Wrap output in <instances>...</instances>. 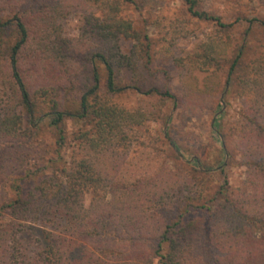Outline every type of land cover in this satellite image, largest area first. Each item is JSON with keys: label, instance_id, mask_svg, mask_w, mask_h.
<instances>
[{"label": "trees", "instance_id": "trees-1", "mask_svg": "<svg viewBox=\"0 0 264 264\" xmlns=\"http://www.w3.org/2000/svg\"><path fill=\"white\" fill-rule=\"evenodd\" d=\"M200 1L182 0L192 17L218 28L176 64L223 71L220 93L229 87L225 94L242 99L231 134L246 186L218 201L174 183L169 171L144 189L146 160L133 168L125 161L139 127L161 118L173 95L142 82L133 110L112 100L122 70L141 77L153 56L149 34L121 16V0H0V264H264V45L237 75L246 46L230 29L239 19L223 22ZM78 3L89 12L68 37L62 21ZM187 32L181 20L169 31ZM66 118L87 126L74 136L78 156L28 183L39 161H51L35 146L40 124L60 148ZM29 162L37 166L25 173Z\"/></svg>", "mask_w": 264, "mask_h": 264}, {"label": "rangeland", "instance_id": "rangeland-1", "mask_svg": "<svg viewBox=\"0 0 264 264\" xmlns=\"http://www.w3.org/2000/svg\"><path fill=\"white\" fill-rule=\"evenodd\" d=\"M121 1V16L130 19L136 27L149 34L153 41V56L149 69H144L141 77H135L129 70H122L118 80L122 89L113 94L112 100L133 110L144 96L135 89L142 82L144 90L154 87L159 92L168 90L173 95V99H166L161 118L145 122L139 127L138 138L126 155L127 165L133 168L146 160V171L142 173L145 178L144 189L149 188L146 186L149 183L161 181L167 175L166 171H169L171 175L167 178H173L174 183L178 184L179 180L187 181L188 190L196 193L201 191L202 200L214 197L218 201L231 196L236 190H244L245 167L239 162L234 147L235 137L231 134V126L238 119L242 99L233 91L225 94L229 87L220 93L225 80L223 71L212 74V70H190L176 64L177 58L186 60L208 35L217 30L218 25L214 21H201L192 17L182 0ZM198 8L218 15L226 23L239 19L231 27L230 35L235 43L246 46L242 67L237 74L245 75L248 61L263 49L264 0H201ZM88 12L86 5L78 3L64 17L63 33L68 37L77 36ZM251 19L250 33L245 34L248 20ZM179 20L188 26V35L171 38L170 28ZM175 102L178 105L175 106ZM83 128L87 126L81 121L66 118L65 138L59 148L55 131L44 120L40 124L35 146L51 161L49 165L43 160L39 161L41 170L35 176L32 174L28 183L49 176L53 169L78 156L74 136ZM221 133L226 135V147L222 146ZM170 141L176 144L175 148L170 145ZM55 149H59V152L56 153ZM199 165L211 168L210 172H196L195 168ZM35 166L29 162L25 166V173H31ZM89 198L88 194L86 203ZM202 200L196 204L203 203ZM48 227L54 229L53 226Z\"/></svg>", "mask_w": 264, "mask_h": 264}]
</instances>
